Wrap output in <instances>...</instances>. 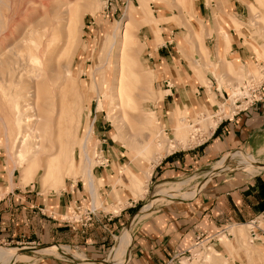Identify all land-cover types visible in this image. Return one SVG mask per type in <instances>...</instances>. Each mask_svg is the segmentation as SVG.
Listing matches in <instances>:
<instances>
[{"label":"rangeland","instance_id":"rangeland-1","mask_svg":"<svg viewBox=\"0 0 264 264\" xmlns=\"http://www.w3.org/2000/svg\"><path fill=\"white\" fill-rule=\"evenodd\" d=\"M32 2L0 0V197L10 190H21L29 195L36 192L44 197L58 193L70 181L81 182L87 188L88 167L94 187H99L102 183L93 177V167L105 162L107 156L117 158L119 164L115 163L112 168L117 177L112 176L109 182L121 189L122 198L125 193L134 202L128 208L127 218L122 219L112 232L104 262H98L112 264L107 254L116 246L114 237L118 238L124 229L129 232L131 240L134 225L160 208L193 201L197 192L214 179L233 180L263 174L264 149L258 151L260 147L253 151L235 148L221 156L227 157L235 150L249 155L256 162L251 163L257 169L254 173H248L236 164L238 160L246 163L250 160L247 157H227L216 164L214 162L219 158L214 161L205 159L200 153L181 157L173 172L159 174V168L163 166L162 158L172 152L181 156L198 153L217 117L242 107L243 103L238 105L244 96L248 102L256 98L249 89H259L264 82V0H243L246 6L243 16L227 15L223 19L215 16L217 37L228 34L223 38L225 53L232 40L229 32L233 30L235 37L243 39L249 58L240 63L217 59L212 65L203 34L204 24L195 11L196 0ZM72 20L75 27L73 42L67 40V28ZM226 20L230 23L224 26ZM125 31L126 41L123 37ZM163 34L165 37L170 35L173 55L179 59L175 64L187 83L190 85L189 78L196 73L195 84L205 94L202 97L204 103L190 115L176 112L174 123L169 114L168 123L164 113L159 111L164 91L157 82L158 71L147 56L148 44L152 48L161 45L165 39L161 37ZM113 41L115 44L111 47ZM44 50H50L48 67H55L62 78L63 68L68 65L70 82L64 79L50 82L34 70V64L29 63L25 53L35 59L36 66L44 69ZM211 75L218 82L216 87L224 92V96L219 94L218 99L211 93ZM190 86L195 91V86ZM37 95L36 110L53 120L50 129L45 130L50 135L46 136L35 157L29 153L20 159L17 155L24 132L29 131V139L33 136L29 124L16 122L15 110L16 107L17 110L22 108L20 112L23 113V101L33 104ZM217 113V117H211ZM17 125L21 126L18 130ZM85 135L88 136L86 152L90 162L82 155L77 157L75 146V167L63 173L71 155V142ZM142 149L144 151H140ZM173 186L179 188L175 196L157 197L161 190ZM179 195L187 198L182 199ZM116 201L120 204L115 208H119L125 199ZM205 227L203 220L199 228L203 230ZM248 227L247 222L229 224L224 232L217 231L211 236V245L208 238H202L201 231H195L184 239L189 255L185 254L179 261L181 264H264V222H259L263 232L257 235V241L250 242ZM213 230L211 225V233ZM216 244L223 245L224 251L221 252ZM44 246H53L55 252L42 255L34 252ZM3 249L14 250L16 254L26 253L21 257L8 255L12 258L5 264H31L43 255L61 256L58 253L71 255L76 252L68 245L7 241L0 242V251L6 253ZM22 256L29 259L24 262L20 259ZM83 261V257L75 259V263L92 264ZM125 261L123 258L118 264Z\"/></svg>","mask_w":264,"mask_h":264},{"label":"crops","instance_id":"crops-1","mask_svg":"<svg viewBox=\"0 0 264 264\" xmlns=\"http://www.w3.org/2000/svg\"><path fill=\"white\" fill-rule=\"evenodd\" d=\"M245 8L243 0H196L195 11L204 24L203 34L211 55V65L217 62V59L225 58L240 63L249 58L243 39L235 37L233 30H230L232 34L229 32L232 40L228 42V51L225 53L226 44L223 38H227L228 34L223 33L217 37L215 22V16L221 19L227 18V15L235 18L243 16ZM229 23L228 20L224 21V26ZM161 37H165L164 34ZM169 37L170 35L166 36L163 43L155 48L148 44L147 56L149 63L158 71L157 82L164 91L159 111L163 112L166 118L169 114L174 123L176 112L190 115L197 106L204 103L202 97L205 94L200 92V86L195 84L196 73L189 78V82L192 83L190 85L195 86L193 91L181 69L176 66L175 61L179 59H175L173 55L172 41ZM210 83L211 93L215 99L219 98V94L224 96L223 89L216 87L218 82L213 75ZM261 88L263 96L260 100L242 106L226 118L216 120L201 142L198 153H186L181 156L173 155L175 153L172 152L165 155L159 174L173 172L174 167L180 164L181 157L185 155L196 156L200 153L205 159L211 158L213 161L219 158L214 162L218 164L224 158L242 153L235 150L229 156L221 157L235 148L250 151L259 147L258 151L264 149V82ZM200 94L202 96H199ZM167 122L169 123V118ZM104 161L94 166L92 171L95 180L102 183L99 187H94L91 182V185L88 184L87 188H84L81 182L77 184L76 181H70L65 183L58 193L44 197L36 192L32 195L24 194L26 192L21 190L5 192L0 197V242L68 245L72 246L86 262H104L105 250L112 232L121 224L122 219L127 218L128 208L134 202L125 193L122 198L121 189L109 182L112 176L117 177L113 175L112 170L118 162L117 158L107 156ZM228 179H214L197 192L193 201L160 208L134 225L131 240L129 234L124 264H164L172 256L180 258L185 254L189 255L187 240L184 239L193 235L195 231H201L202 238H208L207 242L211 245V236L213 237L217 231L224 232L226 226L232 223L248 222L264 209V172L247 178ZM116 199L120 201L125 199L122 207L115 208L120 204ZM203 220L206 227L201 230L199 227ZM211 225L214 228L213 233ZM123 232L118 238L114 237L117 239L116 246ZM216 245L221 252L224 251L223 245ZM44 247L47 248L41 250L49 249L51 246ZM112 251L108 252L107 259L110 258ZM31 264L79 263H75L71 255L67 257L61 254L43 255Z\"/></svg>","mask_w":264,"mask_h":264},{"label":"bare ground","instance_id":"bare-ground-1","mask_svg":"<svg viewBox=\"0 0 264 264\" xmlns=\"http://www.w3.org/2000/svg\"><path fill=\"white\" fill-rule=\"evenodd\" d=\"M30 1L32 2V0H30ZM32 3L35 4L34 2H32ZM68 13H70V11H68ZM125 33H126V31L124 32V36L123 37L125 38V41H126L127 40V34H125ZM74 34H75V27H74V21L72 20V21H69V24H68V28H67V40H71L73 42ZM130 38H132V37H130ZM114 40H115V37H114ZM131 42L133 43V41H131ZM114 44H115V41L112 42L111 47H113ZM49 52H50V50H47V51L44 50V54H43L44 69H41V67H40L39 64H38L39 66H36V63L37 62L35 61V59L33 57H31L30 54H26L25 53V55H26V59L29 60V63H31L32 65L34 64L33 65L34 70L36 72L42 73V76L46 77L45 79H47L48 81L51 82V80L54 79L55 80L54 83H56V80L64 79V81L65 80H68V82H70L71 79H70V76L69 75H71V71H70V68L68 67V65L63 68L64 78L61 77L60 72L58 70H56L55 67H48V60H49L48 53ZM18 57H20V56H18ZM13 74H14V71H13ZM118 74H119V77H122V75H120V73H118ZM40 77H41V75H40ZM119 82H118V84H119ZM10 83L15 84L16 82L11 81ZM118 86L119 85H117V87ZM27 95H29V94H27ZM38 99H39L38 95L35 96V103H33V104H29V101H26V100L23 101V103H22L23 106H24L23 109H25V111L23 113L20 112V110L22 108L20 110H17L18 107H16V110H15V113L17 115L16 122L18 121L19 123H21V122L24 121L25 123L29 124V128L31 126V128H30L31 134H32L31 136H33L32 138H30L31 139L30 140L29 138H27V137H29V131L26 130V132H24V136L22 138V145H21L20 150H19L18 155H17V156H19L20 159L25 158V155L26 154H29V153L32 155V157H35L36 154L38 153L37 150L41 146H43V143H44V140L46 139V136H49L50 135L49 133L46 134L45 130H49L50 129L49 124H51L53 120H52V118H47V117L43 116V114H41L39 110H36L35 106H36V101H38ZM22 104H20V105H22ZM34 104H35V106H34ZM137 118L139 119V117H137ZM20 127L21 126H18L17 125V130ZM183 127H184V125L180 129H182ZM188 127H190V129L192 128V126H188ZM91 130H88V132L91 131ZM87 138H88V136L85 135L81 139H79V137H78L77 140H76V142H71V145H70V148L72 149L71 155H70L69 159L67 160V163H66V166H65V171L63 173H65L68 170L70 171V170L74 169V167H75V156H74L75 155V152H74V147L75 146H77V157H81V155H82V157H84V160L85 161L90 162L89 161L90 158L88 157L87 152H86ZM36 140H37V142H36ZM7 150H9L8 145H7ZM140 151H144V150L142 149ZM235 156L247 157V158L250 159L246 163L244 162L245 160L244 161L243 160H238L236 162L237 166L244 168L245 171L248 172V173L257 172L256 171L257 170L256 167L251 164L253 162L254 163H256V162L249 155H247V154L243 155L242 153H237V154H234V155H232L230 157H235ZM86 176H87V179H88L87 180V183L89 185H91V182H92V180H91L92 177L91 176L92 175H91V172H90L89 167L87 168ZM211 176L213 177L214 175H211ZM136 181L139 184V179L138 178H136ZM195 188H197V185L194 186V190H195ZM178 191H179V188H174V186H173V188H168V189L161 190L158 193L157 197L158 196H161V195H169V197L171 198V197L175 196L176 193H178ZM179 196L182 199L187 198V197H184L182 195H179ZM124 230L125 231L123 232V236L119 240L118 245L116 247H114L115 249L110 254V258L109 259H111L110 263H112V264H118V262L121 261L123 258H125L126 254H127V250H128L127 249L128 248L127 244H128L129 232L127 231V229H124ZM43 248H47V247L37 248L36 250H34V252H37L40 255H42V254H53L52 251L55 252V250L53 249L52 246L49 249L41 250ZM4 251H6L7 254L5 252H3V251H0V264H5L8 259L12 258L11 256H8V255H14L16 257L17 256H20L21 257V255H25L26 254V253H23V252H19V253L16 254L14 250H4ZM56 253H58V252H56ZM58 254H60V253H58ZM71 255L73 257H75V259L76 258H81V257H78V255L76 254V252L74 254H71ZM20 259H23L24 262H25V260H28L29 258L27 256H22V258H20ZM8 262H9V260H8ZM77 262H81V261H77ZM83 262H85V261H83ZM92 264H98V263H92Z\"/></svg>","mask_w":264,"mask_h":264},{"label":"built area","instance_id":"built-area-1","mask_svg":"<svg viewBox=\"0 0 264 264\" xmlns=\"http://www.w3.org/2000/svg\"><path fill=\"white\" fill-rule=\"evenodd\" d=\"M249 90H250V93H254V94H251L252 97L255 96L256 98H251L250 102H248V98L246 96H244L242 98V101H240V104L238 106H240L242 103H243V106L247 105V104H252V103L260 100L261 97L263 96V93H262L263 89L262 88L249 89ZM240 108L232 109V111L229 114L226 113L225 116L221 115V116L217 117L218 116V113H217V115L215 114V115H213L211 117H215L216 116L217 117L216 120H218V119L220 120L221 118H226L228 115H231L232 113H234L235 111H237ZM260 221L264 222V209L261 212H259L256 216H254L253 218L248 220V222H247V224L249 226L248 227V235H249L250 242L257 241L258 240L257 235L261 234L263 232V230L259 227V222ZM186 260H187V258H186ZM164 264H181V262L179 261V257L178 256H172Z\"/></svg>","mask_w":264,"mask_h":264},{"label":"water","instance_id":"water-1","mask_svg":"<svg viewBox=\"0 0 264 264\" xmlns=\"http://www.w3.org/2000/svg\"><path fill=\"white\" fill-rule=\"evenodd\" d=\"M61 254H63V255H65V256H67L68 257V255H66V254H64V253H61ZM71 258V257H70ZM71 260H72V258H71ZM89 263V262H88Z\"/></svg>","mask_w":264,"mask_h":264}]
</instances>
